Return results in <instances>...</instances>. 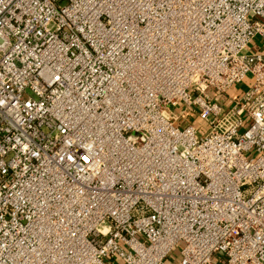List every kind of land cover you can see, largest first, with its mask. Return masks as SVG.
Segmentation results:
<instances>
[{"label":"built area","instance_id":"1","mask_svg":"<svg viewBox=\"0 0 264 264\" xmlns=\"http://www.w3.org/2000/svg\"><path fill=\"white\" fill-rule=\"evenodd\" d=\"M257 37L264 0H0V264H264Z\"/></svg>","mask_w":264,"mask_h":264},{"label":"rangeland","instance_id":"2","mask_svg":"<svg viewBox=\"0 0 264 264\" xmlns=\"http://www.w3.org/2000/svg\"><path fill=\"white\" fill-rule=\"evenodd\" d=\"M255 42L259 45H263V41L260 38H256ZM182 248V243H180L171 253L170 257L166 260L167 264H177L180 258V251Z\"/></svg>","mask_w":264,"mask_h":264},{"label":"crops","instance_id":"3","mask_svg":"<svg viewBox=\"0 0 264 264\" xmlns=\"http://www.w3.org/2000/svg\"><path fill=\"white\" fill-rule=\"evenodd\" d=\"M249 85V80H246L244 83L238 85L236 88H234L230 94L232 95H236L239 92H241L242 90L246 89L247 86Z\"/></svg>","mask_w":264,"mask_h":264}]
</instances>
